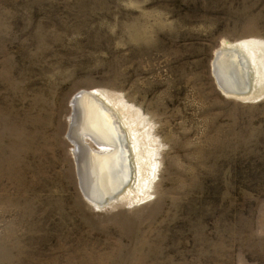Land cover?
Returning a JSON list of instances; mask_svg holds the SVG:
<instances>
[{
  "label": "rangeland",
  "instance_id": "1",
  "mask_svg": "<svg viewBox=\"0 0 264 264\" xmlns=\"http://www.w3.org/2000/svg\"><path fill=\"white\" fill-rule=\"evenodd\" d=\"M242 41L249 98L212 70ZM92 89L139 111L158 169L99 207L67 135ZM0 264H264V0H0Z\"/></svg>",
  "mask_w": 264,
  "mask_h": 264
},
{
  "label": "bare ground",
  "instance_id": "2",
  "mask_svg": "<svg viewBox=\"0 0 264 264\" xmlns=\"http://www.w3.org/2000/svg\"><path fill=\"white\" fill-rule=\"evenodd\" d=\"M223 44L215 51L212 61V70L222 91L241 98L253 96L260 81L255 69L254 43ZM225 50H233L236 54L229 53L224 59L218 57ZM242 81L248 88L246 94H243ZM73 99L74 121L68 137L75 144L73 154L79 161L77 169L86 198L99 207L111 201L106 194L116 193L114 200H117L132 196L130 194L139 188L147 189L152 183V174L154 176L158 169L151 165L153 169L148 173L142 168L143 156H140L141 145L137 142L134 121L139 111L132 109L123 99L114 100L98 89L81 90ZM83 135L89 136L100 149H109L93 152L80 141Z\"/></svg>",
  "mask_w": 264,
  "mask_h": 264
},
{
  "label": "water",
  "instance_id": "3",
  "mask_svg": "<svg viewBox=\"0 0 264 264\" xmlns=\"http://www.w3.org/2000/svg\"><path fill=\"white\" fill-rule=\"evenodd\" d=\"M229 53H235L236 54V52L235 51H233V50H225V51H221L220 52V54H219V56L218 57H220L221 59L223 58H225L227 55H229ZM215 66V65H214ZM213 75H214V77H215V80H216V83H217V85H218V87L219 88H222L221 87V85H219V83L217 82V79H216V75H215V73L213 72ZM242 85H241V87L243 88V94H246L247 93V90H248V88L245 86V83H244V81H242ZM245 88V89H244ZM74 98V97H73ZM74 100V99H73ZM73 115H74V110H73ZM73 121H74V116H73ZM71 128H72V123H71V126L69 127V130H68V132H67V135L69 134V132H70V130H71ZM81 138V137H80ZM81 142H82V139L80 140ZM94 144H96V143H94ZM80 178V177H79ZM80 182H81V178H80ZM81 187H82V189H84L83 188V186H82V184H81ZM116 194V193H115ZM115 194L114 193H112V195H108V194H106L107 196H109V198H107V199H113L114 198V196H115ZM106 199L104 198V201H105Z\"/></svg>",
  "mask_w": 264,
  "mask_h": 264
}]
</instances>
